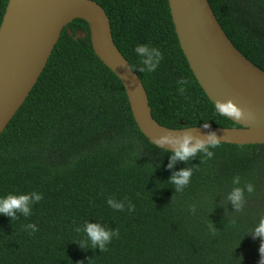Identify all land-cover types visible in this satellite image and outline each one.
<instances>
[{
  "label": "trees",
  "instance_id": "obj_1",
  "mask_svg": "<svg viewBox=\"0 0 264 264\" xmlns=\"http://www.w3.org/2000/svg\"><path fill=\"white\" fill-rule=\"evenodd\" d=\"M94 1L160 125L238 126L217 113L189 68L168 0ZM7 3L0 0V23ZM208 3L233 46L264 71V0ZM67 27L85 36L62 29L0 135V198L30 195L27 216L0 214V264H259L264 143L220 142L208 148L211 157L201 151L169 167L172 151L138 128L121 81L93 52L87 23L77 18ZM137 45L162 53L154 71L140 63ZM181 169L192 175L177 191L169 178ZM237 188L239 209L229 199ZM87 223L111 233L106 251L92 246Z\"/></svg>",
  "mask_w": 264,
  "mask_h": 264
},
{
  "label": "water",
  "instance_id": "obj_2",
  "mask_svg": "<svg viewBox=\"0 0 264 264\" xmlns=\"http://www.w3.org/2000/svg\"><path fill=\"white\" fill-rule=\"evenodd\" d=\"M174 30L189 68L208 99H231L243 113L229 118L237 127L208 125L168 128L151 114L138 75L114 44L105 10L94 0H8L0 23V135L37 82L64 27L83 19L89 28L93 52L121 81L132 116L153 143L185 133L207 141L215 133L220 142L244 145L264 143V71L237 50L218 23L208 0H168ZM154 144V143H153ZM173 145L163 148L172 151Z\"/></svg>",
  "mask_w": 264,
  "mask_h": 264
},
{
  "label": "clouds",
  "instance_id": "obj_3",
  "mask_svg": "<svg viewBox=\"0 0 264 264\" xmlns=\"http://www.w3.org/2000/svg\"><path fill=\"white\" fill-rule=\"evenodd\" d=\"M136 53H139L142 57L140 63L148 65L147 72H152L156 69L160 60L162 59V53L156 49L149 47L148 45H137L135 49ZM140 71H144L143 68ZM177 83L186 85L189 83L187 79H182ZM179 91L183 93L184 89L180 88ZM215 109L217 113L221 116H228L236 120H240L243 117L242 110L231 100L226 101L216 100ZM207 123L204 124V127H207ZM193 136L191 134L185 133L182 138H174L168 135L159 137L153 143L160 148H163L164 143H170L174 147L172 149V157L169 163V167L172 166L177 160L187 161L192 156L196 155L198 152H206L209 157L213 155L211 151L208 150L209 147L216 148L219 146L220 141L217 138L215 133L209 134L207 141L197 139L195 144H192ZM192 175V169H181L178 172L174 173L170 178V182L174 184L177 188V191H180L182 186L188 185ZM250 192L252 188L248 189ZM242 198V192L239 188L235 189L229 196V199L236 205L237 209L240 207V201ZM36 201H39L41 197L36 195ZM29 201L30 195L28 194H12L9 193L5 197L0 198V214L7 215L15 219L16 212H23L25 216L29 214ZM108 204L112 205L114 208H120L121 205L114 204L112 199H108ZM195 206H192V211L194 212ZM235 225V221H232ZM87 237L91 240L92 246H99L101 251H106L105 242L110 240L111 233L104 228L100 227L96 223H87L84 229ZM255 235L261 238L260 243V262L259 264H264V217L260 219L259 224L255 227ZM31 234V233H30ZM116 236H119L117 231Z\"/></svg>",
  "mask_w": 264,
  "mask_h": 264
}]
</instances>
